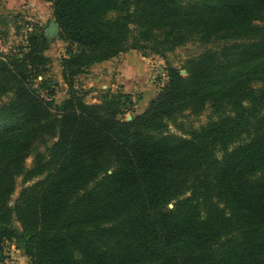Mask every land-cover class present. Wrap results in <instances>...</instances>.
Here are the masks:
<instances>
[{
    "label": "trees",
    "instance_id": "16d2710c",
    "mask_svg": "<svg viewBox=\"0 0 264 264\" xmlns=\"http://www.w3.org/2000/svg\"><path fill=\"white\" fill-rule=\"evenodd\" d=\"M43 1L67 98L44 33L0 52V263L17 238L29 264H264V0ZM129 51L163 59L167 81L126 121L129 94L87 103L75 84ZM207 108L198 128L178 122Z\"/></svg>",
    "mask_w": 264,
    "mask_h": 264
},
{
    "label": "rangeland",
    "instance_id": "374dc122",
    "mask_svg": "<svg viewBox=\"0 0 264 264\" xmlns=\"http://www.w3.org/2000/svg\"><path fill=\"white\" fill-rule=\"evenodd\" d=\"M6 3L7 0H0V52L5 54L8 53L11 48L22 44L29 34H42L47 27V21L41 22V20H38L34 16L31 17L29 14V12H34V14H36L35 16L38 17L37 12L31 11L30 9H8L6 7ZM45 9L49 12V9ZM34 30L36 31L33 32ZM58 37L59 35L50 40L53 42L49 46L50 49L45 52V56L50 61L49 65L47 66V74H52L57 80V92L54 94L56 105H59L65 98H67V87L61 78L60 63L65 56L68 46ZM197 52L198 48L196 46L189 45L185 48L176 50L173 54H170L168 56V60L174 64V66L180 68L184 60L189 55H193ZM136 55V58L140 59V67L144 73L142 79L134 80V83L137 85L136 88L134 89V87L132 88V86H130V88H132L129 91L130 93H126L131 96V102L133 104V112L127 113L125 115L126 121H130L133 115L135 116L144 111L148 104L154 98H156L162 86L167 81L165 61L163 59L155 55H143L142 52H136ZM110 74L111 72L107 71V67L100 66L93 69L90 68L85 74L77 77L75 87L83 88V90L95 89L94 92H97L99 89L100 92H102V86L110 84L108 80ZM181 75L184 74L181 73ZM91 82H95L93 84L96 85L91 84ZM107 90L111 92H123L119 86ZM92 96H96V93L92 94L91 96H87L85 101H89ZM10 97L11 95L0 97V104L2 102L8 101ZM209 114V108H207L200 116H193L186 113L183 117L178 119V122L185 130L190 128H198L209 120ZM169 130L171 133L177 135L181 134L177 127L173 125L169 127ZM53 141H55V139L48 141L47 144H40L37 147L36 152L43 153L47 147L52 145ZM32 161L33 155H30L25 161L26 169L32 166ZM28 184L29 183L23 184L22 177H18L16 179V187L14 193L11 196L10 205L13 206L14 201L17 199L21 189ZM169 207L171 208L172 205H169ZM12 230H14L16 233H22L20 224L16 221L13 222ZM3 254L4 260L0 264H29V258L25 255L23 243L17 238L8 239L3 243Z\"/></svg>",
    "mask_w": 264,
    "mask_h": 264
},
{
    "label": "crops",
    "instance_id": "0c3cea01",
    "mask_svg": "<svg viewBox=\"0 0 264 264\" xmlns=\"http://www.w3.org/2000/svg\"><path fill=\"white\" fill-rule=\"evenodd\" d=\"M6 7L8 9H15V10L30 9L31 11H35L38 13L37 14L38 17L35 16L36 14H34V12H29L31 17L34 16L38 20H41V22L47 21V26L50 20L53 19L50 4L43 0H7ZM45 8L49 9V12L46 11ZM136 57H137L136 52L129 51L121 54L119 57L111 61L104 62L102 64H99L98 66L96 65L91 68L93 69L95 67H100V66L107 67V71L111 72L108 79L110 84L108 85L106 84L105 86H102L103 91L119 86L124 93H130L129 91L133 87L134 89L136 88L137 85L134 83V80L142 79L144 73L142 71V68L140 67V63H141L140 59H137ZM93 83L95 82H91V84ZM130 86H132V88H130ZM94 90H92L88 96H91L94 93H96V96H92V98L89 99V101L86 100L87 103H97L100 94L103 92V91L100 92L99 89L97 92H94Z\"/></svg>",
    "mask_w": 264,
    "mask_h": 264
},
{
    "label": "water",
    "instance_id": "95a60500",
    "mask_svg": "<svg viewBox=\"0 0 264 264\" xmlns=\"http://www.w3.org/2000/svg\"><path fill=\"white\" fill-rule=\"evenodd\" d=\"M59 35V28L58 25L56 24V22L51 19L47 28L44 31V36L48 39V40H52L53 38L57 37ZM182 74H185L184 71H181Z\"/></svg>",
    "mask_w": 264,
    "mask_h": 264
}]
</instances>
